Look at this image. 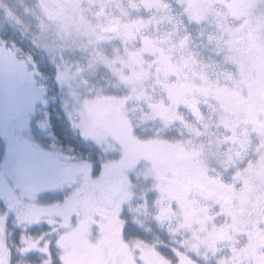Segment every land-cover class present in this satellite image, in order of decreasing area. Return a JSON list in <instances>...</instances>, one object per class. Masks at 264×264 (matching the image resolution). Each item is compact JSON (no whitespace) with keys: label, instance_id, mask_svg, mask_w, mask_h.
Returning a JSON list of instances; mask_svg holds the SVG:
<instances>
[{"label":"rangeland","instance_id":"obj_1","mask_svg":"<svg viewBox=\"0 0 264 264\" xmlns=\"http://www.w3.org/2000/svg\"><path fill=\"white\" fill-rule=\"evenodd\" d=\"M254 17L264 39V0H0V31L16 30L48 57L57 89L30 56L0 39V59L16 72L14 88L23 85L12 103L14 91L0 90V100L8 99L0 112V168L20 163L13 160L18 155H36L65 174L48 183L53 193L25 194L27 201L41 210L73 199L76 177L92 164L31 137L32 125L45 131L47 108L58 104L79 138L102 152L100 166L140 147L162 158L161 164L145 155L153 160L133 176L110 223L130 253L140 225L151 229L150 245H158L155 237L167 233L156 223L167 209L161 190L173 170L191 164L190 154L183 157L188 146L203 148L194 161L213 176L209 155L217 151V179L236 187L244 171L264 160V51L250 58L229 46ZM188 103L203 115L196 129L185 119ZM45 242L40 258L54 264V241Z\"/></svg>","mask_w":264,"mask_h":264},{"label":"flooded vegetation","instance_id":"obj_2","mask_svg":"<svg viewBox=\"0 0 264 264\" xmlns=\"http://www.w3.org/2000/svg\"><path fill=\"white\" fill-rule=\"evenodd\" d=\"M257 19L236 31L230 48L235 46L233 49L250 58L264 51ZM10 83L13 86L12 81L1 83L0 90ZM15 90H23V85ZM197 107L189 103L184 107L185 119L194 129L203 119ZM186 150L183 157L190 154L191 164L182 171L173 170L159 193L167 209L156 223L165 224L167 233L156 236L158 245L152 246L151 229L138 226L135 234L139 239L131 253L123 247L120 233L117 236L111 228L112 215L121 195L134 187L133 176L153 160L145 155L151 154L162 164L160 156L140 147L122 154L114 165L94 168L92 164L88 174L76 177L78 190L73 199L62 208L41 210L25 194L38 199L53 193L48 183L65 173L36 155L13 158L20 163L9 160L0 168L5 184L0 191V264H46L40 256L48 252V238L54 241V264H203L210 258L214 264H264V160L244 171L236 187L230 180L217 179V151L209 155L216 170L213 176L194 161L204 154L203 148L191 145ZM234 226L242 236L238 237Z\"/></svg>","mask_w":264,"mask_h":264},{"label":"trees","instance_id":"obj_3","mask_svg":"<svg viewBox=\"0 0 264 264\" xmlns=\"http://www.w3.org/2000/svg\"><path fill=\"white\" fill-rule=\"evenodd\" d=\"M0 39H3L10 44L12 43L13 46L20 50L21 55L30 56L33 63L36 65L38 72L41 73V76L45 79V83L53 88V91L57 90L54 88L55 71L45 54L34 48L28 40L21 38L20 34L16 30L10 29V27L5 26L0 31ZM1 59L0 63H4L2 65L0 64V84H3L6 81H13L16 78V72L14 71V68L8 70L6 62L4 61L6 59H3L2 56ZM19 86L21 88L22 85L19 84ZM1 87L4 91L7 89L9 91H14V95H12L14 97L9 103H12L13 100L18 98L16 95V88H14V85L11 86V83L7 87ZM5 101L8 102V99ZM5 101L0 100V102H2L0 103V112L2 111V113L7 109V107L4 106ZM46 115L44 132L38 131L36 127L32 125L31 137L35 141L43 145L51 146L57 152L69 153V155L74 158L85 159L93 164V166L98 165V162L103 158V155H101L102 152L95 146L90 145L79 138L77 133H75L68 125L64 113L58 104H50L47 108Z\"/></svg>","mask_w":264,"mask_h":264},{"label":"water","instance_id":"obj_4","mask_svg":"<svg viewBox=\"0 0 264 264\" xmlns=\"http://www.w3.org/2000/svg\"><path fill=\"white\" fill-rule=\"evenodd\" d=\"M5 188V184L3 183V181H1L0 179V191H4ZM264 220V219H263Z\"/></svg>","mask_w":264,"mask_h":264}]
</instances>
